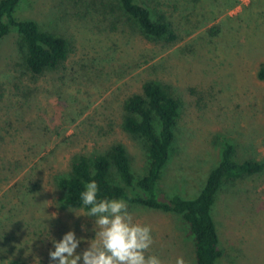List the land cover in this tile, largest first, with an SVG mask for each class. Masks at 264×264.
Segmentation results:
<instances>
[{
	"label": "rangeland",
	"instance_id": "rangeland-1",
	"mask_svg": "<svg viewBox=\"0 0 264 264\" xmlns=\"http://www.w3.org/2000/svg\"><path fill=\"white\" fill-rule=\"evenodd\" d=\"M137 2L164 18L175 43L146 39L121 15L118 0H22L16 9L17 20L65 38L69 54L56 71L37 77L25 66L16 30L0 40V264H58L49 257L52 241L69 231L81 240L77 254L88 248L95 217H77L56 182L76 156L117 144L136 175L143 173L144 145L122 122L124 102L146 82L180 103L159 184L163 198H196L224 143L240 160L264 166V0ZM112 181L120 183L114 171ZM128 206L135 222L151 226L146 255L195 264L181 216ZM213 214L223 251L218 264H264V169L227 184Z\"/></svg>",
	"mask_w": 264,
	"mask_h": 264
},
{
	"label": "trees",
	"instance_id": "trees-1",
	"mask_svg": "<svg viewBox=\"0 0 264 264\" xmlns=\"http://www.w3.org/2000/svg\"><path fill=\"white\" fill-rule=\"evenodd\" d=\"M21 1L0 0V40L16 30L26 68L37 77L54 72L68 58V42L61 36L43 31L35 21L17 20L14 13ZM118 3L121 15L146 39L169 43L177 40L164 18H156L144 2L118 0ZM258 78L264 80V66L259 70ZM123 111V130L140 140L146 150L143 173L138 176L133 171L123 144L113 145L103 154L78 155L68 174L56 182L58 189L65 194V205L88 211V207L82 204L80 193L86 183L94 180L99 188L98 199L122 198L128 205L181 216L193 236L195 264H218L223 257L213 214L218 196L227 184L260 174L263 164L256 160H240L235 146L224 143L218 165L209 172L196 198H163L159 184L171 157L180 103L161 84L149 81L143 85L141 93L126 99ZM113 171L120 183L112 181ZM9 264L27 263L14 260Z\"/></svg>",
	"mask_w": 264,
	"mask_h": 264
},
{
	"label": "clouds",
	"instance_id": "clouds-1",
	"mask_svg": "<svg viewBox=\"0 0 264 264\" xmlns=\"http://www.w3.org/2000/svg\"><path fill=\"white\" fill-rule=\"evenodd\" d=\"M98 191L94 180L86 183L80 199L89 210L73 211L77 217H95V238L87 242L88 248L77 254L81 240L69 231L59 242L52 241L50 259L58 264H163L157 256L146 255L154 243L151 226L135 222L124 199H98ZM175 264L186 262L180 257Z\"/></svg>",
	"mask_w": 264,
	"mask_h": 264
}]
</instances>
